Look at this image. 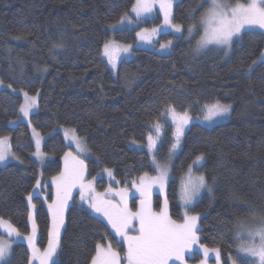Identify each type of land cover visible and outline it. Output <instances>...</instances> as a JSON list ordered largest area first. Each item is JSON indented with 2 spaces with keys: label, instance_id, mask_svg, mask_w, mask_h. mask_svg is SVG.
Returning a JSON list of instances; mask_svg holds the SVG:
<instances>
[{
  "label": "trees",
  "instance_id": "1",
  "mask_svg": "<svg viewBox=\"0 0 264 264\" xmlns=\"http://www.w3.org/2000/svg\"><path fill=\"white\" fill-rule=\"evenodd\" d=\"M201 2H176L174 23L186 28L198 22L208 7L206 2L198 7ZM134 3L0 0V138L9 139L10 151L20 161L0 167V218L21 233L7 264H29L31 252L23 239L31 233L27 198L40 173L32 157L34 144L28 126L12 125L20 119L23 103L22 96L13 92L39 95L31 124L45 137L43 152L51 157L42 168L43 178L51 179L64 170L66 152L76 155L57 132L60 127L70 128L84 139L93 156L84 162V173L87 183L98 176L93 183L98 190L107 185L102 177L105 169H111L120 183L130 187L144 172L156 174L147 152L137 147L147 144V136L159 122L164 125L160 156H166L173 142L171 124L162 115L167 105L192 115L216 101L230 105L231 113L224 123L213 127L189 125L170 167L171 180L164 193L151 196V204L161 208L167 198L169 215L181 221L177 180L203 153L206 159L196 172L206 174L213 191L189 210L201 215L199 240L193 245L197 251L191 259H200L201 246H206L220 249L221 258L229 256L235 264L252 260L235 251V225L238 221H259L264 215V63L249 69L264 50V36L245 32L226 56L216 49L194 52L200 31L190 42L184 38L187 34L180 38L165 34L161 39L173 43L169 55L135 50L132 59L120 62L115 77L102 58V48L110 39L125 45L136 43V30L108 28L128 14ZM190 9H196L195 20L186 18ZM140 22L141 27H152L160 24V18L157 15ZM135 196L130 199L133 209L140 207L142 199L139 194ZM32 201L36 246L43 250L48 242L50 215L42 198ZM0 236L12 239L3 226ZM97 242H110L124 257L123 241L86 203L74 197L60 235L58 264H90Z\"/></svg>",
  "mask_w": 264,
  "mask_h": 264
},
{
  "label": "snow or ice",
  "instance_id": "2",
  "mask_svg": "<svg viewBox=\"0 0 264 264\" xmlns=\"http://www.w3.org/2000/svg\"><path fill=\"white\" fill-rule=\"evenodd\" d=\"M206 2L208 7L196 23H189L186 29L185 39L191 41L194 34L203 26V34L196 41L194 52L199 53L207 49L210 45L224 51L225 55L232 50L233 45L245 34L247 29L264 30V0H202L198 7H202ZM159 3L160 10L164 16V25L171 27L175 32L183 34L185 29L180 23H173V0H136L131 11L136 14L137 19L145 14H150L154 6ZM196 9H190L186 18L195 20L194 12ZM121 23L125 20L132 23L127 13L121 16ZM115 28L116 25H109ZM147 32L148 30H144ZM157 29H152L149 35L154 34ZM259 35L264 36V32ZM137 36L144 39L145 35L138 32ZM171 44V41L168 42ZM168 44H162L161 48L168 47ZM129 47L117 44L115 41H107L103 46V56L107 57L108 63L115 70L116 61L121 52H128ZM260 63H264V50L260 51L258 57ZM257 64L253 60L249 69ZM24 103L20 106V112L24 117H28L30 111L37 106L36 96H30L24 92ZM230 105L221 104L216 101L203 106V119L212 121L214 118H224L230 112ZM162 115L170 116L175 125L173 133L174 141L171 142L166 156H160V150L164 146V141L160 136L162 131L161 124L156 122L153 127L156 136L150 132L147 136L146 147L150 157V167L156 172L150 175L144 172L139 177V181H133V186L140 193L142 199L140 207L136 212H132L126 203L128 195L126 189H121L117 195L121 197V203H113L110 199H105L104 194L94 193L91 182L84 183L85 163L79 158V153L84 152L82 141L79 137L75 138L77 146V155L71 151L64 154V170L58 175L52 177V184L56 190V198L52 204L48 205L49 212L52 215V227L48 232V242L46 247L41 250L36 246V224L32 220L31 213L29 220L32 221V232L23 237L28 242L31 255L29 264L38 261V264H58L57 257L60 251V228L64 225V210L67 207L68 200L71 197L72 189L77 185L80 188V198L89 204L94 212L103 215L108 224L115 230L117 236L123 238V244L126 245V252L121 258L119 252L115 251L111 244L107 246L97 242L95 245V254L92 255L90 264H169L170 261H178L184 264L185 253L191 251L199 237L197 235L198 220L200 214L190 215L187 208L181 221L171 218L169 215V202L165 198L159 212L152 211L151 191L154 186L159 187L161 193H164L165 186L170 176V164L176 150L181 146V137L184 135L185 126L188 125L191 117L187 111L178 113L174 106L167 105L166 111ZM35 132V129L33 130ZM38 135V134H37ZM8 138H0V162L5 161L11 152L7 146ZM37 150L34 153L40 157V140L36 141ZM203 153L196 156L195 160L189 164L188 172L196 166L202 165L205 161ZM105 172L111 177V169H105ZM215 182V178H213ZM39 185V181L37 182ZM206 189L209 194L213 188L207 182L206 174L201 173L195 178L189 176L187 180H182L180 201L181 206H190L200 196L201 191ZM107 192H112L109 188ZM30 207L31 198L29 199ZM255 216V213H253ZM133 220L138 221L139 228L135 230L136 234H129L128 229L133 227ZM0 226L6 227L10 237L19 238L21 233L8 221L0 218ZM235 238L241 243L237 247L238 253H243L253 259L249 264H264V215H261L259 221L254 224H248L244 221H238L235 225ZM204 257L209 256V252L216 255L217 264H220V249L209 250L206 246H201ZM12 241L4 242L0 240V262L7 264L8 257L11 255ZM232 258L229 257V260ZM201 264H206L205 260ZM233 264L235 262L233 261Z\"/></svg>",
  "mask_w": 264,
  "mask_h": 264
},
{
  "label": "rangeland",
  "instance_id": "3",
  "mask_svg": "<svg viewBox=\"0 0 264 264\" xmlns=\"http://www.w3.org/2000/svg\"><path fill=\"white\" fill-rule=\"evenodd\" d=\"M178 1L179 0H173V7H174V4L176 2H178ZM135 3H136V0H135ZM157 15L160 18V24L154 25L152 27H146V28L140 26V24H141L140 20H153L154 18L157 17ZM128 16L131 18L132 23H128L127 20H125L123 23H121V20H119L117 23L112 24V25H116L115 28H110L108 26V28H109L110 31H118V30H123V29L136 30L135 31V33H136V43L135 44H133V45H125V44H120V43H117L116 42L119 45L128 46L129 47V51L126 52V53L125 52H121L119 54V57H118V59L116 61L117 68L115 70L108 63L107 57H104L103 56V48H102V58H103L104 61H106V63L108 64L109 68L112 70V72H113V74H114L115 77H117V72H118V67H119L120 62L123 61V60H130V59H132L135 50H147V51H152V52H154V53H156L158 55H164V56H166V55H169L171 53L173 43L171 42V44H168L169 41L168 40H162L161 39V36L162 35H165V34H171L174 37L180 38V37H183V36H185L187 34V32H186L187 27L184 28L185 31H184L183 34H181V33L175 32L171 27H168V26H165L164 25V16H163V13L160 10L159 3H157L154 6L153 11L150 14L142 15V16L139 17V19H137L136 14L134 12H132L131 10L128 13ZM139 22H140V24H139ZM173 23H174V21H173ZM154 28L157 29V31L154 34L149 35V33L151 32V30L154 29ZM144 30H148V31L145 32ZM199 31L201 33L200 35H202L203 34V26H200ZM138 32L144 33L145 38L143 40L140 39L137 36V33ZM245 32H259L260 33V32H264V30H261V29L256 28V29H247V30H245ZM199 38H200V36L198 37V39ZM110 40L111 41H114L113 39H110ZM162 44H168V47L162 49L161 48V45ZM208 49L209 50L210 49L220 50V49H217L215 46L210 45L207 49L201 50L200 52L206 51ZM230 53H231V51L228 53V55ZM228 55H226V56H228ZM258 63H260L259 60H258L257 64ZM257 64L253 65V67L250 69V71L253 68H255V66ZM2 87L3 88H7L5 86H2ZM13 93L22 96L23 103H24V100H25V97L23 95L24 93H21V92H13ZM30 96H36V98H37V106L30 111L28 117H24V115L22 113H20V116H21L20 119L17 120L16 122H13L12 125H16L18 123H24V124H26L28 126L29 131H30V135H31V138H32V141H33V144H34V152L32 153V157H33V159L40 166V173L38 175V178H37V180H36V182L34 184V187H33L32 191H31L30 195L27 198V200H28V207H29V214L31 213L32 220L35 222V219H34V210H35V208L34 207H30L29 199L31 198V205L34 206V202L32 201V199L34 197H40V198H42L45 201L44 204L48 208V205L49 204H52V202L56 198V190H55V187L52 184V177H51V179H44L43 178L42 168H43L44 164L46 163V161L49 160V159H51V157L48 156V155H46L43 152V144H44V141H45V137L40 132H38L33 127V125L31 124V116L38 110L39 95H30ZM230 113H231V107H230V112H229V114L226 117H224V118H214L212 121H206V120L203 119V115H204L203 107L197 112V114H193L192 115V114H189L188 113L189 116L191 117V119H190L188 125L185 126L184 135L181 137V146H180V148H178L176 150V153H175V155L172 158V162L170 164V167H171V165L173 163V160L177 157L178 153L181 150L182 142H183L185 133L187 132V130L189 128V125L191 123H196V124H199V125L204 126V127H213V126H215L217 124L226 122L228 120L229 116H230ZM163 117H165V121H167V123L171 124V127H172V138H173V141H174L173 133L175 131V125L172 123V120H171V117L170 116L163 115ZM161 128H162V131L160 133V136L163 138V135H164V125L163 124H161ZM34 129H35V132L33 131ZM57 132H59L62 135V137H63L66 145H68L69 147H71L73 149V151L75 152V154L77 155L78 154L77 153V146H76V143L74 141H75V138L76 137H79V136L76 134V132L73 129L64 128V127L63 128L60 127L57 130ZM152 134H153V136H156L157 135L156 132H155V129H154V132L152 131ZM38 138L40 140V152L42 153V155L40 157H37L36 155H34V153L37 150L36 141H37ZM80 140L83 142L82 143V147L85 149V151L84 152H80L78 154L79 155V158L82 159V160H84V162L85 161H88V160H91L93 158V156H92L90 150L88 149V147H87L84 139L80 138ZM7 146L9 147V150H10V141H9V139H8ZM137 148H139L141 150L144 149L148 153V149H147L146 145L138 146ZM19 162H20L19 159L15 155H13L11 153V155H9L8 158L5 161L0 162V167H4V166H6V165H8L10 163H19ZM203 162H202V164H203ZM200 166L201 165L194 167L192 169L191 173H189L187 171L186 173H184L183 175H181L178 178V180H177V183H178V205L180 207V216L182 218H183V215H184V212H185V208H187L188 213L190 215H196V214L190 213L189 210L201 199L202 196L209 194L208 191L206 189H204V190L201 191L200 196L193 202L192 205H190V206H184V207L181 206L180 193H181L182 180H187L189 178V176L195 178L196 176L200 175L199 173L196 172V170ZM112 174H113V172H112ZM58 175H56V176H58ZM152 175H155V174H152ZM102 177L104 179H106V181H107V185H106V187L104 189H99L98 190V189L95 188V186L93 184L94 181L98 178V176L96 178H93L91 181H88V182H91L92 188L94 189V193L104 194V198L105 199H110L113 203L120 204L121 203V197L119 195H117V192L119 190H121V189H126L127 190V193H128V195L126 197L127 207L132 212H136L139 209V207L133 209L131 207V204H130V202H131L130 199L132 197H138V196H135L136 194H139V198H141L140 193L133 186V183L131 184V187L128 186V185H126V183L122 184L113 175L110 177L107 174V172H105V170H103V172H102ZM170 180H171V176H169L168 182H170ZM38 181H39V185H37V182ZM136 181L138 182L139 181V178ZM84 183L87 184L85 173H84ZM166 186H167V184H166ZM109 188L112 189V192H107L106 191ZM153 188H154L155 191L154 190H153L154 192L152 191L151 196L156 195L158 192L161 193L159 187L154 186ZM74 197H78L79 198V201H81L83 203H86L89 206V204L87 202L81 200V198H80V188L77 185L76 187H74L72 189L71 197L69 198L67 207L64 210V222H65V217H66L67 210H68L71 202L73 201ZM150 199H151V197H150ZM151 207H152V211H154V212H159L160 209H161L159 207H156L153 203L151 204ZM91 210H92V213L95 216L99 217L100 219H103L108 224L107 219L103 215L94 212L92 208H91ZM48 212H49V208H48ZM49 215H50V223H51L50 228H51L52 227V215H51L50 212H49ZM200 217H201V215H200ZM257 222L258 221L248 222V224H254V223H257ZM132 224H133V227L130 228V229H128V232H129V234H136L135 230L138 229V227H139L138 221L133 220ZM197 224L199 225V220H198ZM29 226H30L31 232H32V221H30V220H29ZM108 226L110 227L113 235L117 239H119L120 241H123L122 237L116 235L115 230L111 227V225L108 224ZM63 227H64V225L60 228V235H61V232H62ZM36 229H37V227H36ZM36 235H37V230H36ZM10 238H12V239L10 240L7 237L0 236V240H2L4 242L12 241V246H13V244H14V242H16V239L17 238H14V237H10ZM240 243H241V241L238 240L237 247H238V245ZM108 244H110V242H107L105 244V246H107ZM195 251H197V249L194 246H192L191 251H187L185 253V261L186 262H184V264H201V261L202 260H205L206 264H217L216 255H215V253H213L211 251L209 252V256L207 258H205L204 257V254H203V256L200 259L194 261L191 258L193 257ZM235 251H236L237 254H239V255H241V256H243L245 258L253 259L252 257H248V256H246L243 253H238L237 248H236ZM187 260H190V261L187 262ZM225 262L227 264H233V259L229 260V256L225 260L222 259V258L220 259V264H224ZM2 263H4V262H0V264H2ZM170 263L179 264V262L178 261H175V260L170 261L169 264Z\"/></svg>",
  "mask_w": 264,
  "mask_h": 264
},
{
  "label": "flooded vegetation",
  "instance_id": "4",
  "mask_svg": "<svg viewBox=\"0 0 264 264\" xmlns=\"http://www.w3.org/2000/svg\"><path fill=\"white\" fill-rule=\"evenodd\" d=\"M184 262H186L185 259H184ZM170 264H174V263H170Z\"/></svg>",
  "mask_w": 264,
  "mask_h": 264
}]
</instances>
